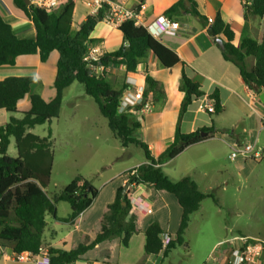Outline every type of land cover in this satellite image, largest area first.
<instances>
[{
	"label": "trees",
	"instance_id": "obj_1",
	"mask_svg": "<svg viewBox=\"0 0 264 264\" xmlns=\"http://www.w3.org/2000/svg\"><path fill=\"white\" fill-rule=\"evenodd\" d=\"M241 1L244 2L245 18L250 15L264 17V0ZM14 2L17 9L33 22L36 34L34 38L19 39L15 36L12 26L0 15V67L15 66L17 59L26 55L38 54L42 63L47 62L54 51H57L59 56L57 76L54 80V99L46 102L40 95H32L31 108L23 113L22 118L15 117L18 113L17 104L29 94L35 78L9 77L0 81V109L11 114L9 122L0 126V247H7L14 254H37L39 247L44 244L47 215L54 216L59 222H74L92 205L99 194V190L81 175L76 176L61 192H47L54 160L51 132L49 130L48 136L43 138L28 132L35 126L51 123L57 118L64 102L65 90L73 83L79 82L84 85L86 94L94 99L99 112L107 118L113 136L123 147L130 145L141 148L145 152L146 162L126 172V183L130 189L124 192V186L118 188L115 200L107 205L101 222L94 229V241L65 251L49 248L50 264H74L89 250L113 238L120 237L123 245L128 247L133 235L142 232L141 220L133 212L130 202L131 187L140 185H150L157 191L173 194L182 209L181 222L175 237L165 232L158 222L149 225L144 231V252L149 256L162 253L166 257L171 250L184 244V234L189 227L191 215L211 196L201 192L190 176L177 182L172 181L160 165L217 132L214 128L188 134H181L177 130L173 143L155 159L148 144L136 137L141 124L131 112H119L127 85L116 89L108 78L110 75L107 70L124 66L126 73L136 74L138 66L151 53L157 57L163 68H171L180 61L179 56L153 38L145 28L135 26L134 21L127 20L119 27L123 34V44L114 52L105 51L98 62L92 64L94 67L104 68L96 74L83 58L87 56L90 45L100 42L91 39L90 35L102 21V13L98 17H86L79 31L73 34L75 4L72 1L63 3L50 13L40 9L33 2L28 4L27 0ZM181 13L197 17L213 37L223 36L224 58L239 70L250 91L256 95L264 92V34L259 42L247 37L236 47L233 44L235 34L229 24L219 15L212 24L208 23V19L201 15L195 0H179L164 15L173 18ZM248 57L255 59L252 68L246 65ZM160 84L149 74L146 75L145 101L151 103L161 96ZM179 90L185 93L181 114L185 113L194 99L204 97L200 84L187 75L185 65ZM215 105L214 115L217 116L223 107L218 100ZM200 132H206L207 135L202 137ZM11 138L17 144L16 158L8 154ZM62 202L71 207L67 218L57 216V205ZM165 234L172 237L166 248L162 241ZM227 264H234L233 259L229 258Z\"/></svg>",
	"mask_w": 264,
	"mask_h": 264
},
{
	"label": "crops",
	"instance_id": "obj_2",
	"mask_svg": "<svg viewBox=\"0 0 264 264\" xmlns=\"http://www.w3.org/2000/svg\"><path fill=\"white\" fill-rule=\"evenodd\" d=\"M69 1H72L75 4L72 26L74 34L79 31L81 23L86 19V17H88L90 9L88 8L87 0H63V3L66 4ZM115 1L124 3L130 8L139 10L143 21L145 23H151L156 18L165 16L164 13H166V11L179 0ZM195 1L198 4V9L201 15L205 16L206 19L215 20V18L219 15L225 23L229 24L235 34L233 44L236 47L240 45L242 39L247 37H250L258 42L262 40L264 34V17L259 18L250 15L245 18V7L243 1ZM0 15L12 26L15 36L19 39L35 37L36 28L33 22L28 20L23 13L17 9L14 0H0ZM173 19L181 22L183 26H186V28H181L176 33H166L161 36V38H157V40L179 56L180 61L177 64L171 68H163L159 64L157 57L151 53V55L147 59L143 60L138 66L136 74L126 73L125 67L121 66L117 69H108L107 71L110 75L108 78L109 80H118L119 78L121 81L125 80L121 87L126 84L127 90L132 94L135 92V89L140 87L145 88L147 74L153 77L156 82L161 83V96L157 100H152L150 109L145 113H133L135 120L141 124V128L137 131L136 137L148 144L155 159L162 155L173 143L177 130H179L181 134H188L200 130L202 131L203 129H215L217 133H215L212 137L188 147L181 155H178L160 165L164 173L168 175L172 181L177 182L186 176H190L198 185L199 190L204 193V189L202 188L204 181L197 172L199 163L202 161V157L195 156L192 159L190 156V159L188 158L182 161L179 159L193 149L194 152L191 154L192 156H216L221 153L223 148L225 149L227 147L235 149L237 146L253 144L255 147L259 148L256 138H254L251 131L257 129V125L261 127L259 129L264 127V104L258 99V95L250 91L248 88L249 86L243 80L239 70L224 58L222 49L216 42L217 39H221L225 42V38L223 36L219 38L213 37L207 27H205V25L197 17L191 14L181 13L174 16ZM122 35L123 34L119 29L113 28L105 22H99L95 27L94 32L90 35V38L100 40L99 44L104 52H114L123 44ZM58 56L59 53L54 51L51 56H49L48 61L42 63L38 54L26 55L19 57L15 66L0 67V81L9 77L35 78L30 86L29 94H27L23 100L18 102V113L15 117L22 118L23 113L30 110L31 96L34 94L40 95L46 102H50L54 99L56 94L54 80L57 76ZM254 63V58H247L246 65L249 68H252ZM184 65L186 66L187 75L192 78L194 82L200 84V90L203 92L204 97L194 99L186 109L185 113L181 114L185 93L181 92L179 87L180 84H182V72ZM69 88H67L65 92ZM206 100H211L213 102L218 100L223 107L222 112L217 116L202 112L200 110V104ZM222 114H230L231 118H233L232 120H236L235 122L241 123L243 125L241 131L233 130V128H236L234 127L235 123L227 125L223 119H219ZM206 115L211 117L212 124H210V120ZM10 117V113L4 109H0V126L6 125L9 122ZM72 122H74V120H72ZM81 122L84 126H88L90 128L98 127L100 123L105 125V122L100 118H87L81 120ZM71 126L73 127V125ZM37 127L35 126L34 128L28 130V132L33 133L35 136L40 138L48 136L36 134L35 132ZM72 127L67 130L69 134L73 133ZM49 130L52 132L51 129ZM246 135L251 136V142L246 140ZM55 137L56 133L52 132L50 139L52 144L53 140H56ZM13 146L14 149L11 151ZM8 154L13 158L18 156L17 144L13 138H11ZM145 162L146 160L137 163L130 167V169L128 168V170L130 171ZM128 170L118 176L113 175L108 177V179L103 182L101 188L96 187L99 190L97 198L94 199L92 205L74 222H59L54 216L47 215V217L52 216L56 224L62 223L66 225L67 230H57L56 227L53 226L55 229H52L50 232V240H47L45 236H43V246L48 249L55 248L57 250L65 251L70 250L74 246L83 244V240L87 242L84 244H90L93 242L96 237L94 229L101 222L107 205L111 204L115 200L118 188L125 185L127 177L126 172ZM93 186L95 187V185ZM131 188L130 202L133 212L136 213L141 220L142 232L133 235L130 239L129 246L133 245L135 241H141L142 247L144 246L145 249L146 237L144 231L149 225H152L155 222L151 221L150 217H153L157 212V208L152 200V195L149 194L150 191L155 193V189H153L150 185L133 186ZM204 188H206V186H204ZM47 192H49L48 189ZM103 192L105 195L102 197ZM101 197L104 198L102 203L98 201ZM140 199L143 207L139 209L135 207V204L138 205L140 203ZM176 201L178 204L179 202L177 199ZM97 203H100V205ZM58 206L59 204L57 207ZM64 213V216L60 217L58 215L57 208V216L59 218H67L70 215L65 211ZM146 219L149 221L145 225L144 221ZM46 223L47 229L48 222L46 221ZM160 227L165 232L172 235L171 232H168L165 229L164 225L161 224ZM234 239H241L244 244L250 240L249 237H245L244 235L236 236ZM129 246L127 247L128 249L126 246L123 247L122 239L120 237L114 239L113 241L108 240L100 243L94 249L89 250L74 264H136L133 261V257L131 255L132 252H127L129 250ZM112 247L117 248L115 251H106ZM234 248L235 246H233V251L235 250ZM0 251V264H36L31 260L26 262L16 261L14 258L15 254L7 247H0ZM146 256L148 258L149 255ZM222 257L223 261L221 264H227L229 258L226 259L225 254L222 255Z\"/></svg>",
	"mask_w": 264,
	"mask_h": 264
},
{
	"label": "rangeland",
	"instance_id": "obj_3",
	"mask_svg": "<svg viewBox=\"0 0 264 264\" xmlns=\"http://www.w3.org/2000/svg\"><path fill=\"white\" fill-rule=\"evenodd\" d=\"M124 82L120 78L111 79L116 89ZM96 105L94 99L86 94L84 85L75 82L65 92L58 119L54 118L52 123L36 128L35 133L38 135H48L49 129L56 133V140H53L54 166L49 192H61L78 175L101 188L108 177L118 176L145 160V152L141 148L130 145L123 147L120 144L108 130L107 118L99 112ZM206 116L212 124L211 117ZM87 118H100L105 125L98 123V127H86L81 120ZM219 119H223L227 125L235 123L236 128L233 130L241 131L243 127L241 123L232 120L230 114H222ZM70 127L73 128L72 134L67 132ZM256 128L251 132L263 156L259 161L242 156L233 158L235 150L229 147L223 148L216 156H192L193 149L179 159L182 161L190 159V156L192 159L195 156L202 157L197 172L204 181V193L211 197L206 198L199 210L191 215L183 245L171 250L166 257L160 253L147 258L148 254L144 252L141 241H135L127 251L132 252L134 263L221 264L224 254L226 259L235 260L233 246L234 249L245 248L241 239H234L244 235L250 238L247 244L251 245L245 264H264V127L259 129L261 127L257 125ZM246 140L251 142V136L246 135ZM13 149L14 146L11 151ZM154 192L150 191L149 194L152 195L157 212L150 219L164 225L175 237L180 225L181 207L173 194L157 190ZM104 195L103 192L102 197ZM102 197L98 200L101 203L104 200ZM57 208L60 217L64 216V211L71 213V207L67 203H59ZM148 221L146 219L144 224ZM47 222L44 235L47 240H50V232L55 227L57 230H65L67 227L62 223L56 224L52 216L47 217ZM114 239L117 238L111 241ZM116 248L106 251H115Z\"/></svg>",
	"mask_w": 264,
	"mask_h": 264
},
{
	"label": "built area",
	"instance_id": "obj_4",
	"mask_svg": "<svg viewBox=\"0 0 264 264\" xmlns=\"http://www.w3.org/2000/svg\"><path fill=\"white\" fill-rule=\"evenodd\" d=\"M32 2L40 7V9L45 10L50 13L55 9L59 8L63 4V0H32ZM87 5L89 10L88 17H98L102 13V21L111 27L119 29L123 22L127 20L134 21L135 26L143 27L153 38H161L166 33H176L181 28L184 29L186 26L182 25L181 22L175 21L173 18L162 16L156 18L151 23H145L141 17L140 11L135 8H130L126 4L117 2L115 0H87ZM87 17V18H88ZM213 19H208V23L212 24ZM104 51L99 43L92 44L88 47L87 56L83 59L89 64V68L96 74L103 71L102 66L94 67L92 64L98 62V59L103 55ZM151 107V103L145 101L144 99V88L140 87L135 89L132 94L127 89L125 90L123 97L121 98L119 112H131L133 113H145ZM216 109L215 102L211 100H206L200 104V110L208 114H214ZM235 152L232 154L233 158L242 156L244 158L253 159L259 161L263 156L255 145H244L237 146ZM140 203L135 204L136 208H142L143 205ZM145 207V206H144ZM172 237L165 234L162 237L163 246L166 248L170 243ZM244 249H235L232 253L235 256L234 264H243L246 260V255L251 251V245L245 244ZM1 253V251H0ZM15 260L18 262L33 261L36 264H50V253L48 248L41 245L38 249L37 254H31V252H23L21 254L14 255Z\"/></svg>",
	"mask_w": 264,
	"mask_h": 264
},
{
	"label": "water",
	"instance_id": "obj_5",
	"mask_svg": "<svg viewBox=\"0 0 264 264\" xmlns=\"http://www.w3.org/2000/svg\"><path fill=\"white\" fill-rule=\"evenodd\" d=\"M27 3L30 4L31 3V0H27ZM187 5L189 6V3H187ZM216 42H217V44L219 45V47L221 49H224L225 44H224V42L221 39H217ZM258 99L261 101V103L264 104V92L261 93L260 95H258ZM200 134H201L202 137H205L207 135L206 132H202V133L200 132ZM128 189H129V184L128 183H125V185H124V192H126Z\"/></svg>",
	"mask_w": 264,
	"mask_h": 264
}]
</instances>
